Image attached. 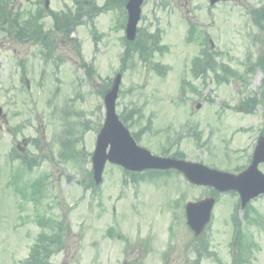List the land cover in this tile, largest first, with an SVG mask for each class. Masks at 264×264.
<instances>
[{"label":"rangeland","instance_id":"obj_1","mask_svg":"<svg viewBox=\"0 0 264 264\" xmlns=\"http://www.w3.org/2000/svg\"><path fill=\"white\" fill-rule=\"evenodd\" d=\"M44 1L16 0L12 6L23 36L11 38L14 30L8 26L0 32V106L10 121L0 133V264H27L41 231L37 219L43 217L64 219L69 225L63 248L50 256V264H193L195 256L188 249L193 235L180 216L181 207L211 197L207 188L190 185L174 172L131 184L118 166L110 164L96 192L85 188L90 154L105 116L103 97L123 66L116 113L127 112L129 130L141 132V144L159 148L158 141L166 143L178 133L183 138L177 148L186 160L232 172L245 166L264 113V70L256 66L264 54V20L259 19L263 28L256 27L251 17L254 10L264 9V0H230L213 7L207 0H145L137 31L158 34L159 39L129 50L123 65L124 0H81L86 4L83 17L77 18L74 29L67 27L68 35L59 31L53 36L58 49L48 63L33 41L44 34L33 31L36 26L52 30L49 12L74 10V0H47L45 7ZM31 14L38 25L34 21L26 26ZM189 23L195 25L191 39ZM73 42L79 43L81 53ZM160 46L166 50L159 51ZM208 47L205 54L211 57L201 58V49ZM156 64L168 72L159 75L158 67L151 69ZM250 96L259 101L249 106L253 113L246 114L239 105ZM19 124L23 127L16 138L4 134ZM194 132L203 146L190 138ZM69 136L75 154L64 150ZM36 138L47 159L19 176L15 167L20 162L10 165L5 154L16 142ZM30 146L32 152L39 151ZM62 149L68 156H61L65 163L58 159ZM259 169L264 172V164ZM37 178H43L40 201L14 191ZM213 197V218L204 233L210 255L203 250L196 264H231L230 217L238 197ZM250 203L240 246L251 239L248 264H264V195ZM238 216L242 218L243 210Z\"/></svg>","mask_w":264,"mask_h":264},{"label":"water","instance_id":"obj_2","mask_svg":"<svg viewBox=\"0 0 264 264\" xmlns=\"http://www.w3.org/2000/svg\"><path fill=\"white\" fill-rule=\"evenodd\" d=\"M143 0H128L126 9L128 13V23L126 34L128 39H133L135 26L139 20L140 5ZM211 5L218 1L208 0ZM119 76L116 78L112 91L105 97L107 108V118L104 127L98 136L97 146L92 158L93 176L96 183L101 180V172L106 160L118 164L131 171H140L146 168L169 169L175 168L180 171L191 183L197 185H209L218 191L236 190L241 198L242 206L250 199L264 193V174L257 170V165L264 162V140L259 141L256 147L252 165L235 176L220 173L207 169L205 166L188 163L184 161H174L151 156L146 150L135 146L127 131L118 123L113 105L117 95ZM115 135L117 139H115ZM111 147L106 154L107 144ZM213 206V199L204 200L197 204H188V223L193 230L199 233L200 229L209 221L210 211Z\"/></svg>","mask_w":264,"mask_h":264},{"label":"trees","instance_id":"obj_3","mask_svg":"<svg viewBox=\"0 0 264 264\" xmlns=\"http://www.w3.org/2000/svg\"><path fill=\"white\" fill-rule=\"evenodd\" d=\"M91 10H93V8H91ZM260 14L262 17H264V12L259 13V15ZM253 20L255 21L256 24L260 25V23L257 22L258 16H254ZM71 26H73L72 23ZM258 64L261 66V69L264 70V54L259 58ZM255 102L256 100H251V102L248 104V107L252 104H255ZM248 107L247 106L245 107V111L249 110ZM36 184L37 182H34L32 186L35 187ZM248 208L244 212L245 220H248V215L250 213L249 210H252V208L250 209ZM233 222H235L234 225L236 228H240V224L237 220H234ZM50 229L53 230L52 227H50ZM54 231H55L54 233H49V234L43 231L39 234L36 243L31 248V260H30L31 263H37L38 261L41 262V259L43 257H46L51 251L59 248L60 234L59 231H57V228ZM236 241L237 244L240 246L242 239L241 237H239V234L236 236Z\"/></svg>","mask_w":264,"mask_h":264},{"label":"flooded vegetation","instance_id":"obj_4","mask_svg":"<svg viewBox=\"0 0 264 264\" xmlns=\"http://www.w3.org/2000/svg\"><path fill=\"white\" fill-rule=\"evenodd\" d=\"M1 48H2V44L0 43V50H1Z\"/></svg>","mask_w":264,"mask_h":264}]
</instances>
